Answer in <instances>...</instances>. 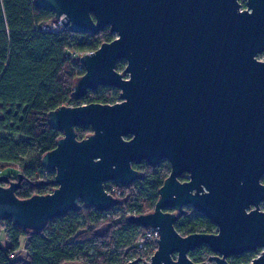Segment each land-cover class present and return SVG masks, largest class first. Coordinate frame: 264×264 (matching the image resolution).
I'll return each mask as SVG.
<instances>
[{"label": "water", "instance_id": "1", "mask_svg": "<svg viewBox=\"0 0 264 264\" xmlns=\"http://www.w3.org/2000/svg\"><path fill=\"white\" fill-rule=\"evenodd\" d=\"M69 31L115 39L79 60L80 100L100 87L121 101L61 106L48 113L62 132L42 158L55 172L48 194L19 198L16 180L0 175V220L41 231L49 220L80 209L105 212L120 203L107 183L129 187L142 179L133 167L170 163L152 212L128 222L155 228L158 248L142 264H231L261 250L264 264V0H35ZM245 6V7H244ZM125 62L123 72L117 70ZM91 129L79 139L76 128ZM183 173H188L181 182ZM188 206L217 226L182 235L175 228ZM207 246L205 262L190 252ZM140 259V258H138ZM137 259L127 264H136ZM65 264H81L71 262Z\"/></svg>", "mask_w": 264, "mask_h": 264}, {"label": "trees", "instance_id": "2", "mask_svg": "<svg viewBox=\"0 0 264 264\" xmlns=\"http://www.w3.org/2000/svg\"><path fill=\"white\" fill-rule=\"evenodd\" d=\"M34 1L0 0V163L21 166L23 180L16 195L22 199L48 194L56 188L52 183L55 172L44 168L42 158L56 147L63 134L49 125L48 113L64 105L113 104L120 97L114 87L89 91L80 100L73 96L75 81L85 68L80 70V60L72 53L96 51L116 34L110 28L96 35L68 29L43 32L40 25L56 21L55 14L35 6ZM241 2L245 4V0ZM124 68V62L119 61L117 70L123 72ZM76 132L82 139L91 129L77 127ZM135 168L143 173L142 179L112 193L120 203L109 211L80 203L78 211L49 220L38 232L23 230L10 219L0 220V232L10 242L4 245L0 240V264H127L139 256L134 244L147 229L129 223L128 217L154 210L170 166L161 161L155 168L146 162ZM2 172L0 167V175ZM175 228L184 236L217 231L214 223L191 206L178 218ZM21 250L23 256H19ZM259 252L232 256L229 262L248 264ZM211 255L207 246L189 254L198 263Z\"/></svg>", "mask_w": 264, "mask_h": 264}, {"label": "built area", "instance_id": "3", "mask_svg": "<svg viewBox=\"0 0 264 264\" xmlns=\"http://www.w3.org/2000/svg\"><path fill=\"white\" fill-rule=\"evenodd\" d=\"M43 32H52V33H58L63 31L64 29H68L64 23L62 22V19H58L54 22H46L40 25L39 28ZM94 51L90 52H76L72 53V56L75 58L82 57L85 54H90ZM84 66L81 64L80 70L83 69ZM84 105V104H81ZM106 186L108 189H106L110 194L117 193V187L113 183H107ZM113 195V194H112ZM114 196V195H113ZM160 234L157 229L155 228H149L146 231H144L140 236L137 238L134 246L135 249L140 253L139 256L131 258L128 260V262H132L137 259L136 264H142L144 261H148L151 259L153 254L158 248V240H159ZM140 258V259H138ZM144 260V261H143Z\"/></svg>", "mask_w": 264, "mask_h": 264}, {"label": "rangeland", "instance_id": "4", "mask_svg": "<svg viewBox=\"0 0 264 264\" xmlns=\"http://www.w3.org/2000/svg\"><path fill=\"white\" fill-rule=\"evenodd\" d=\"M80 58L81 57H79V58L77 57L75 59H80ZM259 59L264 60V53L259 56ZM124 65H125V62H124ZM119 101H121L120 97H119V100L117 102H119ZM70 106H74V105L72 104ZM0 167L3 168V172L1 174L7 175V176L13 175L14 177H16V179H17V174L23 172L22 169H21V166H19L18 164H12V163L1 164L0 163ZM261 209L264 210V203L261 204ZM197 229H200V227H198ZM0 240H1L2 244H4V245H9L10 244V242H9V240H7L6 235H5L4 232H0ZM21 254H22V256L24 254L22 250H21V253L19 254V256H21ZM139 255H140V253H139Z\"/></svg>", "mask_w": 264, "mask_h": 264}, {"label": "flooded vegetation", "instance_id": "5", "mask_svg": "<svg viewBox=\"0 0 264 264\" xmlns=\"http://www.w3.org/2000/svg\"><path fill=\"white\" fill-rule=\"evenodd\" d=\"M163 161H166V160H163ZM144 162H146V161H142L141 163H139V164H134L133 165V167L135 168V166H137V165H141L142 163H144ZM166 162H168V161H166ZM147 163V162H146ZM168 164H169V166H170V163L168 162ZM158 166V165H157ZM156 166V167H157ZM152 167V166H151ZM153 168H155V167H153ZM135 169H137V168H135ZM137 170H139V169H137ZM139 171H141V170H139ZM143 174V173H142ZM183 176H186L187 177V179H188V177H189V174L188 173H183L182 175H181V177L179 178L180 179V181L181 182H184V180L182 181L181 179H182V177ZM186 181V180H185ZM260 250V249H259ZM258 251V250H257ZM261 251V250H260ZM260 253V252H259ZM258 256V255H257ZM228 261H229V259H228ZM252 261V260H251ZM230 263V262H229ZM249 264V263H248Z\"/></svg>", "mask_w": 264, "mask_h": 264}]
</instances>
